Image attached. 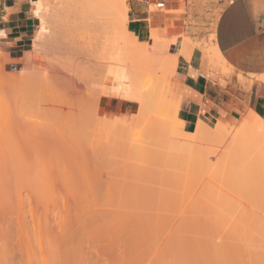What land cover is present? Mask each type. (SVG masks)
<instances>
[{
	"label": "rangeland",
	"instance_id": "1",
	"mask_svg": "<svg viewBox=\"0 0 264 264\" xmlns=\"http://www.w3.org/2000/svg\"><path fill=\"white\" fill-rule=\"evenodd\" d=\"M128 1L129 0H126L125 2L126 6H128ZM34 2L32 5L33 7L32 13L37 19L39 17L43 18L44 23H45V31L42 33L40 41L38 42L32 41L31 47H30L31 52L25 56L23 60L24 67L21 72L16 73V74L4 73L3 63H1L0 61V101L2 104H7L11 111H14V109L18 108V110H20L21 113L26 115V117L32 121V123L35 125V132H34L35 139L43 143L44 146H55V145H60V144H63L64 142H67V143L77 146L78 147L77 149H79L78 156L83 159L85 168L82 173L77 175L75 194L72 193L71 191V195L74 194V198L75 196L77 197L78 201L80 202V205L83 204L82 206L86 207L85 210L93 218H92L91 227L87 228L85 231L78 232L77 234L78 236H76L77 238H75V239H78L81 243H79L78 240L77 241L79 244L75 242V246L77 245L76 250H75L76 260L75 262L71 264H114L113 261L110 260L109 258V249H110L109 246H112V248L117 249V244H112L109 241V239L106 236L107 231L112 229L113 226L117 223L133 224L137 222L141 218V206L140 205L142 203L139 204V200L141 198L142 193L145 192L144 194H147L146 192H149L153 194L155 193L158 194V191H159L158 189H160V186L163 184L162 187L165 188L170 180L172 181H170L168 185L171 186L172 184V186H174V187L171 186L174 192L176 191V188H178L176 192L180 191L181 189L182 192H179V194L181 193L182 195L183 193H185L183 194L185 198L188 197L187 204L185 202L183 205L180 206V208L179 206H176L175 209H173L174 207L172 208L174 213H171L170 217L174 216L173 218H175L176 220H179L180 218L182 219V216L184 219H186L187 217H190V215H192L193 217L196 216V218L195 217L193 218V220L195 219V221L194 223H192V225H195V226L196 224L198 225L196 226L195 229H192V230L199 232L198 230L200 229V232H202L201 229L204 227L203 225H205L207 227V231L203 228V232L204 233L209 232V235L214 237L215 242L218 243L219 238H221L219 242H222L221 240L225 239V241L223 242L229 243L230 246H232L231 244H234L233 242H236L237 240L234 241L231 238L229 240V237L231 236L230 234H229L230 236L228 235V238L226 237L227 234L230 233L229 230L227 229L229 228L231 231V234L235 233L238 235H242V237L244 236L247 242H248V239L250 238V242H252L253 246L249 245V247L256 248L257 250L259 248V250L262 251L261 253L264 255L263 253L264 252V246H263L264 240H262L264 238L260 239L262 240L263 244L261 242H260L261 244L257 242L260 246H258V248L254 247V245L256 244V238L261 236L260 235L261 231L259 232L260 234L258 233L257 228L260 226H257L259 224L257 222L261 223L259 225H262V222L264 223V215H263L264 214V172H263L264 171V167H263L264 166V142L258 141L256 137H254L256 135L255 130L254 131L253 130L244 131L243 134L245 135L242 134V136H239V138L236 141L235 140L228 141L226 143H222V145L221 143H219V145L218 143H216V145H213L215 143L213 142L210 143V141L207 138H205L203 141H200L197 138L195 139L193 136L196 132V129L192 133L184 132L183 124L177 118V114L175 117L177 121L176 122L172 118V114L169 113V115L167 116L168 122L166 124L167 131H169V133L166 134V136L171 135L172 141L170 140L168 142L170 138V136H168L166 140H164L165 143L163 144L161 140H156L158 139V137H156L155 140L157 142L160 141L159 143H161L160 144L161 146L159 145L155 146V142H153L154 146L151 145V150L154 149L155 150L154 153L158 154V156L160 157L158 158L156 156L155 158V154L152 153L154 155L153 157L155 158V160L152 161L153 160V158L151 159L152 156L150 157L149 155H146V157L150 158L151 160L147 158L146 159L147 162L146 161L145 162L148 163V160H150L151 161L150 164H152V166L151 165L148 166V164L146 165L142 161H140L141 163L139 161L137 162V164L141 165V167L142 165L143 167L145 166L150 167L149 168L151 169L150 172H153V170H155L157 174L154 171L153 173H155L156 175L151 173V177L148 178L145 175L147 177L146 178L142 175L144 171L140 170L143 168L140 167L139 169V167L135 165V167L136 166L138 167L137 169L139 170V173L142 171L141 175L144 177V179H146V180L143 179L144 183L146 181V184L145 185L143 184V185L146 187L149 186L147 187V189L149 188L147 190L146 187H142L143 177L138 176L137 174V177H138L137 178L136 174L132 173L133 169H132V172L131 170L129 171V169L128 170L125 169V166L122 163V159L119 155V152L115 150L113 147L114 143H115L114 145H116V141L119 142L121 141V139H123L121 138L122 137L121 135L123 133V131L121 130V127H119L116 121L115 123L113 121L114 124H112V121L109 120L110 117L106 116L108 113H106L105 119L104 117H102L101 113L104 110H108V108L110 109V107L115 106L114 99H115V93L117 92L116 91L117 89L114 88V84L116 81L124 78L123 74L125 73L123 72H125L126 69L128 68L127 64L128 65L130 64L128 62H131V60L138 61V62L140 61L142 62L146 60V56L144 54L145 52L144 53L141 52L142 53V54L140 53L141 55L137 54L136 56H134L129 52L130 50L128 49L131 47H134V48L140 47L139 49L141 51H146L145 49L147 48V46L149 48V44H144V43L147 42L148 39L146 38H137V40L128 39V36L126 35V31H124L127 29V22L124 21L127 18V16L125 18V15L122 14V12L119 9H114L115 12H111L109 9H107L105 0H36ZM161 10L163 11L164 8H157L153 6L150 7V11H161ZM39 25H40V22L38 20L37 28L35 29V33L33 34L32 40H34V37L37 31L39 30ZM69 30L72 31L71 33L75 36V38L77 37L76 39H79V40H81V38L82 40L84 39L83 41L85 42H83L82 40L81 42H83V44L85 45L87 44L86 47L89 45V48H91L96 54H98L95 59L86 58L85 61L81 60L80 62H76L75 67L77 69L78 74L81 75L83 72L82 70L84 71L86 70L87 75L83 74L86 80V79H89V75H88L89 72L93 70L95 67H99V68H102V70L103 68L104 70H107L108 72L107 71L105 72H107V77H109V78L105 77L106 73H102L103 75L105 74L104 76L101 75V77L103 78L105 77L104 81H103V78H101L99 80L101 83L99 81L97 82L99 84L97 87V89L99 90V93L96 95V97H95V94L92 96L94 98L93 102H95V104L90 110L91 112H93L92 114L94 116H91L90 118V117H87L88 116L87 115L86 117L88 119H86L85 117V120L83 119V122H81L78 125V127L77 128L75 127L74 129H72L74 125L70 124L71 127L69 126L66 127L65 125H62L61 120L56 115H54L53 112L52 114L50 112H47V110L45 109L44 99H43L44 89L42 87V79H41L42 64L48 63L47 60L49 59L47 58V56L52 58L51 50H53V47L57 44V42L61 39V37L63 35H66L64 31H67V33H69L70 32ZM73 30L76 32H74ZM58 33H60V36H57ZM75 33H77V35ZM154 33L157 34L156 36L157 38L154 41L155 46H156L155 49L157 48L159 49H157L158 51L155 50L158 53L154 51L153 56H155V58L166 59V60L175 58L174 56L176 55H171V54L173 53L172 46L176 45L177 39L173 38L171 40H166L163 32L158 33L155 31H151V34H154ZM180 37H182V35H180ZM163 38L165 42L163 41ZM110 39L111 41H109ZM56 40L57 42L55 43ZM138 40L140 41V44L142 45L139 44ZM162 41H163V44L161 43ZM53 42L55 43V45L53 44L52 46ZM134 48H131V49L133 50ZM96 49H99V50L97 51ZM131 52L135 53L136 51H131ZM0 54L3 55L1 51H0ZM120 56L122 59L120 58ZM31 57L32 59H30ZM57 58L59 57L57 56ZM59 59L61 61L63 60L61 58ZM120 59H121V62L119 61ZM118 61L119 63L116 64V62ZM162 63L161 64L159 63L160 66L159 65L153 66L154 70L152 71L155 73L159 70L160 67H163V68H160V71L163 70L164 72H162V75H161V72H158L157 76L160 75V79H161L160 81H162L165 85V86H162L161 88L164 90L163 91L164 95L166 94L165 95L166 96L165 97V100H166L165 107H168V106H172V104H174L175 102H178V95H177L176 87L172 81L173 75H174V69L172 67L171 68L166 67L165 63H164L165 65L163 64L164 65L163 66ZM169 63L172 64V62L170 61ZM124 64H125L126 69L122 71V68L124 67L122 65ZM164 73L166 76L163 75ZM72 74L74 75V77L78 75L76 72H73V71H72ZM107 79L109 80V82L107 81ZM112 79L114 80V82H112ZM101 80L103 81L104 84H102ZM243 82H245L246 84L249 83L245 80ZM105 83H106V87H105L106 91L104 90L100 91V84H102L101 87H103L104 89ZM111 83L112 84L114 83V84L112 85ZM110 85H112L114 89H111L112 87ZM17 99H19V103L16 101ZM15 102H17V105ZM14 106H17V107L14 108ZM116 107L118 108V106ZM119 108L124 109V106H119ZM115 109L111 108L112 111L113 110L115 111ZM109 114L111 115V118H112L111 120H113L114 117H112V115L114 114V112L113 114L112 113H109ZM251 116L259 117L254 112H250L242 120H241L242 118L241 117L239 120L232 123L231 125L226 124L224 127L227 130H231L232 126L234 127V125L238 124L239 127L243 126L246 120L250 118ZM174 127L176 128V131L168 130V128L173 129ZM135 131L136 129L130 130L129 134L131 135V133H136ZM170 131H171V134H170ZM210 134H212V132ZM134 135L136 136V134ZM226 135L228 136L230 134L228 133ZM194 140L195 142H198V141L199 142L197 144L192 143ZM207 140L209 142H207ZM181 141L183 143H186V142L188 144L191 143L190 144L191 146H189L188 144L187 145L182 144ZM171 142H173V144H171ZM178 142H180V144H178ZM203 142H206V143L203 144ZM169 143L170 145H168ZM208 143L209 145H206ZM181 144L183 146L185 145L186 147L185 146L183 147ZM192 144H194V147ZM178 150L180 151L179 154H177ZM46 153L47 152L45 150L41 151L42 155H46ZM216 156L219 158V160ZM228 157L230 159H228ZM155 162L158 163V164H155L156 166L154 165ZM189 162L192 163V165ZM210 163H212V165ZM41 167H44L45 169L46 166L44 165ZM166 167L169 169H167ZM46 168H50V167L48 166ZM149 169L147 171H149ZM45 170L43 173H46ZM47 170L46 171L49 172V169ZM184 170L186 171V174ZM235 170L236 172H232ZM241 170H243L242 173H241ZM188 171H190L191 173H189ZM0 172L3 173V174L0 173L1 175H4L6 173L5 171L4 172L0 171ZM211 172H214V173H211ZM261 172H262V175H261ZM163 173H164L165 180L167 181L166 182L164 180V182L167 184H164L163 180L161 179V177L163 176ZM215 173H217V175ZM214 174L215 176L213 177L214 179L213 180L212 176ZM168 175L169 177L172 176L171 178H169V180H168ZM259 175L261 176V178L259 177ZM134 176L136 177L134 179L138 181L136 184L138 185L140 189V190L138 189V191L136 190L137 186L134 185L136 181L132 179V177ZM240 176H242V178ZM46 177L47 175L40 177L42 187L37 197L38 205L34 210V216H33L34 218L30 220L31 223L29 219H27L25 222L27 226L22 225L24 223L18 224V226L22 225L23 227L21 228V231H18L19 229L18 226H16L18 229L17 230L15 229V226H14L15 223H14L13 224L14 227L12 226L13 229L11 228V231L9 230L8 233L4 235L3 234L0 235V237L3 236V238H6V236H9V239L7 241H5L7 238L4 239L3 241L1 238V241H0V264H53L52 261L54 258L53 256L54 252H51L52 250L51 245L55 241L56 234L50 235L48 233V229L46 226V219L53 218V216L55 215L59 216L61 214V211L63 210V203L69 197L70 199H73V198H71V195H69L70 192H65L69 196L67 197V199H65V197H63L65 193L64 195H61L60 192L57 193L53 191V188L51 187V185L47 184ZM215 177H217V179H215ZM155 178H156V181L152 180ZM184 178L190 179V180H187V179L186 180L187 182L189 181L190 183L192 182L191 184L193 186L189 183L190 184L189 187H186L188 186L187 182H186L187 185L184 184L183 186V183L186 181L184 180ZM44 179H46L45 180L46 182L43 181ZM159 179L160 181H158ZM182 179L184 180V182ZM228 179L230 180L227 181ZM150 180L153 181V184L148 183L150 182ZM139 181H142V182H139ZM173 181H175V183ZM223 181H225L224 184H221V182L223 183ZM231 181L232 182L235 181V184L233 185ZM257 181L260 183H258ZM160 182H161V185H160ZM147 183L149 185H147ZM156 183L159 184L160 186L159 185L157 186ZM225 183L226 184L228 183L226 187H225ZM209 184L210 185L213 184L211 185L212 187ZM139 185H141L142 188H140ZM151 188L154 191L152 190L150 191ZM188 188H191V189L189 190ZM165 189L169 191H173L170 187L165 188ZM240 189L243 192H241ZM191 191L194 193L193 195L192 193H190ZM161 192H163L162 189H161ZM240 192L243 194L242 196L240 195L241 194ZM137 194L139 195L138 197L136 196ZM174 194L172 196H174ZM177 194L176 196H180L179 194L178 195ZM186 194H187V197H186ZM252 194L254 195V197ZM176 196L172 197V201H173V198H176ZM250 196L252 197L250 198ZM242 197H244L245 199ZM135 198H137L136 199L137 201L135 200ZM190 200H193V201H190ZM245 203H249V204H245ZM225 205L226 207L224 208ZM249 208L251 210H249ZM180 209H183L182 212ZM223 210H224V213H223ZM240 210H243V212H240ZM220 211L223 213L224 216L221 215L222 213ZM235 212H237L236 213L237 215L234 214ZM226 213L230 214L229 217L231 218H229L228 214ZM159 214L160 216H162L163 211L162 210H157L153 212L147 211L143 217H144V220L146 221H155L156 219L158 220V218L160 217ZM204 220L205 222H203ZM210 222H212L213 224ZM236 222H239L237 224L241 223L242 226L241 224L236 225ZM250 222H253V223L256 222L257 224L256 232L252 231V228L254 229V227L256 226ZM27 223L28 224L30 223V224L28 225ZM208 223H210L211 224L210 226L212 227H210ZM217 223L218 225H221L222 227L220 228L217 225ZM243 223H245L246 226ZM249 223L252 225V228L251 226L248 225ZM214 224L215 226H213ZM223 224H224V227H223ZM192 225L190 228L195 227V226L192 227ZM216 225L219 229L216 227ZM200 226L202 227L200 228ZM243 226H244V229H241L240 227L243 228ZM262 229H263L262 231V235H263L264 228ZM13 231L15 232V234L13 233ZM211 231H214L213 235H215V233L216 235L213 236L210 233ZM225 231L226 232L228 231V233H225ZM157 236H159V234ZM148 237H150L149 239H147L148 241L145 240V243L144 242L142 243H144L147 246H150L151 248L153 246V253L155 252V254L152 253L153 255L151 254V255L145 256L143 258L144 262L142 263L139 262V263L140 264H153L154 262H152L151 260L152 258V259H155L153 261L157 262L156 264H162V263L165 264L166 258L165 260H163L161 258H164V257L160 256V254L163 252L161 251V249L163 248L164 243H165L164 239H163L164 241L163 242V241H160L162 239L160 238V236L158 238L153 237V236H148ZM236 238L240 240V237L238 238L236 236L235 239ZM141 239L144 241L143 238ZM226 239L228 240V242H226L227 241ZM231 240L232 242H230ZM138 241H140V239H138ZM141 241L139 243H141ZM241 242H243V244ZM238 243L241 244L238 248L235 247L236 244H234V246L231 247L233 249H236L235 251H238L234 253H236L237 255H239L240 253L244 251L247 253L249 248L248 250L247 248L246 249L244 248L246 247L245 246L246 243L244 242V239L243 241H240ZM239 244H237V246ZM158 247H162L159 250L161 251V253L159 252V256L156 253V250L158 252V249H159ZM251 250L249 252H252ZM259 250L254 252L258 254V258L260 257ZM231 252H232V249H231ZM155 255H157L159 258L157 259V256ZM242 255H244V257L246 256V254H243V253ZM242 255L241 257H243ZM263 258H260L262 262L264 261Z\"/></svg>",
	"mask_w": 264,
	"mask_h": 264
},
{
	"label": "bare ground",
	"instance_id": "2",
	"mask_svg": "<svg viewBox=\"0 0 264 264\" xmlns=\"http://www.w3.org/2000/svg\"><path fill=\"white\" fill-rule=\"evenodd\" d=\"M125 2H126V0H105V3L107 5V9H109L111 12H115L114 9H119L122 12V14L125 15V18H126V12H127L128 7L125 5ZM34 3H36V2H34ZM38 3H39V1H38ZM48 3H49V1H48ZM38 20L40 22V25H39V30L37 31V33L34 37V40H33L34 42L40 41L42 33L45 31V23H44L43 18L39 17ZM124 21L127 22V18ZM129 21H131V20H129ZM62 31H61V33H62ZM124 31H126V35L128 36V39H131V40H137V37L140 36L139 35L140 31L138 29H130V28L128 29L127 28ZM64 32L66 33V35L62 34L63 36L61 37V39L58 42H57V40L55 41V43L57 42L56 45L54 42L52 43V46H53V44L55 45L53 47V50H51L52 55L50 54L52 58L47 56V58L50 61L46 59L48 61V63L42 64L41 79H42V87L44 89L43 90V92H44V98L43 99H44V107L47 110V112H50V113L53 112L54 115H56L61 120L62 125H65L66 127H68V126L71 127V125H74V127L72 126L73 127L72 129H74L75 127L77 128L81 122H83V119L85 120V117L87 115H88L87 117H90V118H91V116H94L92 114L93 112L90 111L95 104V102H93L94 98L92 96L95 94V97H96V95L99 93V90L97 89L99 84L97 82L101 78H103V77H101V75H103L102 73H106L105 77H107L108 71L104 70V68L102 70V68L95 67L93 70H91L89 72V74H88L89 79H86V80H85L84 75H83V74L87 75L86 70L85 71L82 70L83 71L82 74L79 75L77 72V69L75 67L76 62H80L81 60L85 61L86 58L95 59L98 54H96L91 48H89V45L87 46L89 48L88 49L86 47L87 44L86 45L83 44V42H85V41H83L84 39L82 40V38H81V40L83 42H81V40H79V39H76L77 37L75 38V36L71 33L72 31H70L69 33H67V31H64ZM74 32H76V31H74ZM75 34L77 35V33H75ZM52 35H53V33H52ZM57 36H60V33H58ZM156 36H157L156 33L150 34L149 41H147L145 43L142 42L144 44H149V48L147 46L148 49L147 48L145 49L146 51H141L139 49L140 47L139 48L131 47V48H134L133 50L131 48L128 49V50H130L129 52L134 56H136L137 54H140L141 52H143V53L145 52L144 54L146 56V60L142 61V62L131 60V62H128L130 64L129 65L127 64V66H128L127 69L125 67V64L122 65L125 67V68L123 67L124 69L122 68V71L126 69L127 72L126 71L123 72V73H125V74H123V77H124L123 79L116 81L115 84L113 83L114 88L117 89L116 90L117 92L115 93V99H114L115 106L110 107V109L108 108V110L103 111L104 113L103 112L101 113V115H102V117H104V119L106 118L105 117L106 113H108L106 116L110 117V119H109V117H108V119L110 121H112V124H114L116 121L117 124L119 125V127H121V130L124 133V134L122 133V135H121L122 136L121 138H123V139H121V141H119V142L116 141V145H114L115 144L114 143L113 147L115 150H117L119 152V155L122 159V163L124 164L125 169H127V170L129 169V171L131 170V172L133 169L132 173L136 174V177L138 174V176H141V177L147 176L149 178V177H151V173L152 174L156 173L155 170H153V172L155 171V173L150 172L151 169H149L150 167H148V166L149 165L152 166V164H150L151 163L150 160L152 158H153L152 161H154L156 156L158 158L160 156H158V154L154 153L155 150L153 148H152L153 150H151V145L154 146L153 142H155V146L156 145L161 146L160 145L161 143H159L160 141L157 142L156 140H161V142L164 144L165 143L164 140H166V138L168 136H170L168 142L170 140L172 141L171 135L166 136V134L169 133V131H167V125H166L168 122L167 116L169 115V113H171L172 118L174 119V121H176L175 117H176L177 110H178V102H175L174 104H172V106L165 107V101H166L165 95L166 94L164 95V92H163L164 90L161 88L162 86H165V85L162 81H160L161 80L160 75L157 76L158 72H161V75H162V72H164V71L163 70L160 71V68H163V67H160L159 70L158 71L156 70L157 72H155V73L152 71V70H154L153 66H155V65L157 66V65H159V63L161 64L162 62H164L166 64L165 65L164 63H162V65L164 64L166 67H170V68L172 67L173 69H175L177 56H174L175 58H171V59L169 58L170 60L155 58V56H153L154 51L159 49V48L155 49L156 46H155L154 41L157 38ZM107 37H109V36H107ZM109 41H111V39ZM163 41L165 42L164 38H163ZM163 41L161 42L162 44H163ZM188 41L189 40H187V42ZM139 44H140V41H139ZM153 44H154V46H153ZM189 44H190V41H189ZM132 45H134V44H132ZM140 45H142V44H140ZM191 45H192V43H191ZM96 50L98 51L99 49H96ZM107 50H108V48H107ZM131 51H136V52L134 53ZM149 51H150V53H149ZM157 51H155V52H157ZM57 56L63 60L61 61L59 58H57ZM139 57H141V56H139ZM120 58H121V56H120ZM5 59L6 58L0 54L1 63L6 62ZM30 59H32V57ZM121 59L119 60L120 62H121ZM117 60H118V58H117ZM119 61L116 62V64H118ZM169 61L172 62V64H170ZM72 71L76 72L78 75L76 77H74V75L72 74ZM102 71H104V72H102ZM105 71H107V72H105ZM163 75L166 76L165 73ZM105 77L103 78V81H104ZM107 78H109V77H107ZM103 81H102V84H104ZM107 81L109 82L108 79H107ZM110 82H111V80H110ZM112 82H114L113 79H112ZM102 84H100V91L101 90L106 91V88H105L106 83H105L104 89H103V87H101ZM112 85H110L112 87L111 89H114ZM16 101L19 103V99H17ZM17 102H15L16 105H17ZM116 106H118V108ZM119 106H124V109H122V108L120 109ZM16 107L17 106H14V108H16ZM115 107H116V109H115ZM111 108L115 109V111L114 110L112 111ZM113 112L115 115L113 114ZM109 113H112L114 115V116L112 115V117H114L115 120L114 119L111 120L112 118H111V115ZM103 114H104V116H103ZM87 117H86V119H88ZM113 121H114V123H113ZM116 127H117V125H116ZM133 129H136V131H135L136 133H131V135H130L129 131L133 130ZM168 130L176 131V128L175 127L173 129L168 128ZM247 130H253V131L255 130L256 135L254 137H256V139L258 141L264 142V121L261 119V117H255V116H251L250 118H248L243 126L239 127L238 124L234 125V127L232 126L231 130H227L221 124H217L215 126V128L212 129V128L207 127L205 124L199 122L196 126V132H195L194 136L193 135L192 136L195 139L197 138L200 141H203L205 138H207L210 141V143H212V142L215 143L213 145H216V143H218V145H219V143H221V145H222V143H226L228 141H233V140L236 141L239 138V136H242L243 132L247 131ZM171 131H170V134H171ZM34 132H35V125L32 123V121L30 119H28L26 117V115L21 113V111L18 110V108L14 109V111H11L7 104H2L0 101V171L6 172L4 175H1L3 173L0 172L1 173L0 174V235L1 234L4 235V234L8 233L9 230L11 231V228L13 229L14 226H15L16 230L19 228L20 230L18 229V231H21V228H23L22 225H24V226L26 225L25 224L26 220L29 219V221H30V220H32V218H34L33 217L34 216V210L38 205V201H37L38 198L37 197H38L39 191L41 190V187H42V183L40 181L41 176L47 175V177H46L47 180L44 179L43 181L44 182L47 181V184L51 185V187L53 188V191H55L57 193L60 192L61 195H64L65 192H70V194L69 193L68 194L71 195V191H72V193L75 194L77 175L82 173L84 168H85V164H84L83 159L78 156L79 149H77L78 148L77 146L72 145V144L67 143V142H64L63 144L55 145V146H44L43 143H41L35 139ZM211 132H212V134H210ZM228 133L230 135L227 136L226 134H228ZM249 133H250V131H249ZM134 134H136V136ZM243 135H245V134H243ZM156 137H158V139L155 140ZM208 140H207V142H209ZM235 141H234V143H235ZM198 142H195V140H194L192 143L197 144ZM205 143L206 142H203V144H205ZM171 144H173V142H171ZM178 144H180V142H178ZM182 144L187 145L188 143L182 142ZM190 144H188V145L191 146ZM168 145H170V143ZM192 145L194 147V144H192ZM206 145H209V143ZM196 147H197V145H196ZM192 149H194V148H192ZM42 150H45L47 152L46 155L41 154ZM179 152L180 151L178 150L177 154H179ZM152 153L155 154V158L153 157L154 155ZM146 155H149L150 157L152 156L151 159L146 157ZM226 156H224V157H226ZM229 157H231V156H229ZM229 157H228V159H230ZM147 158L150 159V160H148V163H146ZM220 159H222V158H220ZM218 160H219V158H218ZM138 161L139 162L142 161L144 164H146V165L148 164V166L146 167L144 165L145 167H143V165H142V167H141V165L137 164ZM89 162H88V164H89ZM224 162H226V161H224ZM155 164H158V163L155 162L154 165ZM190 164L192 165V163H190ZM210 164L212 165V163H210ZM44 165L46 167H48V166L50 167V168L45 167L46 170L49 169V172H47L48 170L46 171L44 169V167H41ZM135 165H137L139 167V169H140V167L143 168L140 170L144 171V173L142 174L141 173L142 171L139 173V170L137 169L138 167L137 166L135 167ZM193 165H194V163H193ZM232 166H234V165H232ZM180 168H182V167H180ZM148 169H149V171H147ZM167 169H169V168H167ZM218 169H220V168H218ZM44 170L46 173H43ZM135 170H136V172H135ZM137 170H138V172H137ZM232 170H234V169H232ZM41 171L44 175L41 173ZM146 171L148 172V174ZM242 171L243 170H241V173H242ZM184 172L186 174L185 170H184ZM188 172L191 173L190 171H188ZM232 172H236V170L232 171ZM211 173H214V172H211ZM230 173H231V171H230ZM215 174L217 175V173H215ZM215 174L212 176V179L215 176ZM169 175H168V180H169V178L172 177V176L169 177ZM261 175H262V172H261ZM233 176H235V175H233ZM136 177L134 176V177H132V179H134ZM144 177L142 178V180L144 179ZM162 177H161V179L163 180V183L167 184L164 182V180H165L164 173H163ZM188 177H190V176H188ZM240 177L242 178V176H240ZM259 177L261 178L260 175H259ZM230 178H232V177H230ZM186 179L184 178V180H186ZM215 179H217V177H215ZM218 179H219V177H218ZM237 179H239V178H237ZM257 179H259V178H257ZM134 180L136 182L135 183L133 182V183L135 186H137L136 190L138 191L139 187H138V185H136L138 181L136 179H134ZM144 180H146V179H144ZM144 180H143L142 185L146 184V181L144 183ZM152 180L156 181V178L152 179ZM152 180H150V182H148V183L153 184ZM162 180H161V182H162ZM184 180H183V182H184ZM187 180H190V179H187ZM187 180L183 183V186H184V184L187 185V183H188V186H186V187H189V185L192 182L191 183H190V181L187 182ZM229 180L230 179H228L227 181H229ZM147 181H149V180H147ZM151 181H152V183H151ZM158 181H160V179ZM170 181H172V180H170ZM170 181H169V183H170ZM220 181H218V182H220ZM225 181H223V183L221 182V184H224ZM246 181H247V179H246ZM139 182H142V181H139ZM161 182H160V185H161ZM173 182L175 183V181H173ZM240 182H241V180H240ZM148 183H147V185H149ZM232 183L234 185L235 181ZM258 183H260V182H258ZM229 184H231V183H229ZM144 185L142 187H146ZM158 185L159 184H157V186ZM167 185H166V187L164 185V187L165 188L170 187L171 189H172V187H174V186H172V184H171L172 187L170 185H168V186ZM211 185H213V184H211ZM227 185H228V183L227 184L225 183V187ZM244 185H246V184H244ZM139 186H140V188H142L141 185H139ZM162 186H163V184L160 186V189H158L159 190L158 194H156V193L153 194V193H149V192H146L147 194H144L145 192H143L142 195L143 194L144 195L143 196L141 195L140 200L138 198L139 204L140 203H142V204L140 205L141 206V218L137 222H135L133 224L117 223L113 226L112 229L107 231L106 236L109 239V241L112 244H117V249H114V248H112V246H109L111 249V251L109 249V258H110V260L113 261L114 264H140V263L144 262L143 258L145 256L151 255L153 253V246L151 248L150 246H147L144 244L145 240L150 238L148 236H153L156 238H158L160 236V238H162L161 240L159 238L160 241H163V239H164L165 243H164L163 248L158 247L159 248L158 252L156 249L155 250H156V253L158 254V256H159V252L161 253V251H163L160 254V256L164 257V258H161L163 260H165V258H166V263L163 261L165 264H262V263H264V261L262 262V260H260V258H263L264 255L261 253L262 251L259 250L258 246H260V245L257 243V242H259V243L261 242L263 244V242H262V240H264V239H262V238H264V232L262 235V231H263L262 228H264L263 222H262L263 227H262V225H259V224H261L260 222H257V223H259L258 225L256 224V222H254V223L250 222V223H253L255 226L256 225L260 226L258 228L256 226V227H254V229L252 228V225L250 223L248 224L249 226H251L252 231L256 232L257 229H258V233L261 231L260 232L261 234L259 233L261 236L258 235L260 238L257 237L258 240L256 238V244L255 245H257V246L254 245V247H257L258 250L260 251L259 252L260 253L259 258H258V254L254 253L258 250L256 248L249 247V245L253 246L252 242H250V238L248 239V242L250 243L249 244L247 242V240H245L244 236L242 237V235H238L235 233H232V234H234V235H232L230 229L227 228L230 233H228V231L227 232L225 231V233H228L226 237L228 238L229 234L231 236H233V237H231L229 235L230 236L229 240L231 238L234 241L237 240L238 242H240V241H243V239H244V242L246 243V244L245 243L244 244L246 247H244V246L243 247L245 249L247 248V250L249 248L247 253L245 251H244L245 253L242 252L243 254H246L245 257H244V255H242V253H240L239 254L240 256H239L236 253H234V252H238V251H235L236 249L231 248L232 246H234V244H236L235 247H237V248L241 245L237 241H236L237 243L233 242L234 244H231L232 246H230L229 243L223 242V241H225V239L221 240L222 242H219L221 239V238H219L218 243H217V242H215L214 237L209 235V232L208 233L206 232L207 227L205 225H203L204 226L203 228L206 230V231L204 230L206 233L203 232V228L201 229L202 232H200V229L198 230L199 232L192 230V229H195L196 226L198 225V224H196V226L192 225V223H194V221H195V219L193 220V218L194 217L196 218V216L193 217L192 215H190V217H187L186 219H184L182 216V219L180 218L179 220H176L175 218H173L174 216L170 217L171 213H174L173 209H175L176 206H179V208H180V206L183 205L185 202L187 204V198L188 197L186 194L187 198H185V196L183 195L185 193H183L182 195H181V193L179 194V192H182L181 189H180V191L176 192L178 189V188H176V191L174 192L173 189H172L173 191H169V190L163 188ZM147 187H149V186H147ZM147 187H146V189H147ZM177 187H179V186H177ZM194 187H195V185H194ZM242 187H244V186H242ZM191 188H188V189L190 190ZM146 189H145V191H146ZM161 189L163 192H161ZM163 189L166 191H164ZM241 189H240V191H241ZM151 190H152V188L150 189V191ZM152 191H154V190H152ZM170 192H172L173 194L178 193L180 196H176V194H174V196H176V198H173V201H172V197H174V196H172L173 194ZM241 192H243V191H241ZM190 193H192V195L194 194L192 191ZM74 194L71 195V198H73V199H70V197L65 193V195L63 197H65V199H67V197H69L68 198L69 200L67 199L63 203V210L61 211V214L59 216L55 215V216H53V218H47L46 219V226L48 229V233L50 235L56 234L55 241L51 245V249H52L51 252H54V255H53L54 258L52 261L53 264H71V263L75 262V260H76L75 250L77 247V245L75 246V242H77V244L81 243L78 239H75V238H77L76 236H78L77 235L78 232L85 231L87 228L91 227L93 217L87 213V211L85 210L86 207L82 206L83 204L80 205V202L78 201L77 197L75 196V198H74ZM237 194H238V192H237ZM240 195L242 196L243 194L241 193ZM136 196L138 197L139 195L137 194ZM191 196H189V197H191ZM244 197H242V198H244ZM251 197L252 196H250V198ZM253 197H254V195H253ZM193 198H195V197H193ZM193 198H191V199H193ZM136 199L137 198H135V200ZM244 199H242V200H244ZM246 200H245V202H246ZM190 201H193V200H190ZM245 204H249V203H245ZM225 207H226V205L224 206V208ZM231 207H230V209H231ZM166 208H167V210H166ZM228 208H229V206H228ZM221 209H222V207H221ZM255 209H256V207H255ZM157 210L163 211L162 216H160V214H159L160 217L158 218V220L157 219L156 220L153 219L155 221L144 220L143 216L145 215V213L147 211L153 212V211H157ZM180 210L182 212L183 209H180ZM249 210H251V209L249 208ZM169 212H170V214H169ZM191 212H193V211H191ZM240 212H243V210H240ZM258 212H259V210H258ZM178 213H180V212H178ZM223 213H224V210H223ZM223 213L221 215H223ZM236 213L237 212H235L234 214H236ZM182 214H184V213H182ZM226 214H228V213H226ZM229 215L230 214H228V217H229ZM188 216H189V214H188ZM229 218H231V217H229ZM253 220H255V219H253ZM33 222H34V220H33ZM203 222H205V220ZM21 223H24V224L20 225L21 227L18 226V224H21ZM30 223H31V221H30ZM210 223H212V222H210ZM210 223H208L209 226L211 225ZM237 223H239V222H236V225L241 224V223L240 224H237ZM13 224H14V226H13ZM206 224H207V222H206ZM243 224L245 225V223H243ZM191 225H192V227L193 226H195V227L190 228ZM199 225H201V224H199ZM217 225H218V223H217ZM217 225H216V227H217ZM16 226H18V228ZM31 226H33V225H31ZM213 226H215V224ZM218 226L220 228L222 227L221 225H218ZM241 226H242V224H241ZM201 227L202 226H200V228ZM210 227H212V226H210ZM223 227H224V224H223ZM240 228L244 229V226H243V228L242 227H240ZM259 228L262 230H260ZM213 232L214 231H211L210 233L213 235ZM13 233L15 234L14 231H13ZM17 234H19V233H17ZM158 234H159V236H157ZM215 235H216V233H215ZM215 235H213V236H215ZM10 236H11V234H10ZM218 236H219V234H218ZM236 236L238 238L240 237V240L237 238L235 239ZM209 237H211V238H209ZM1 238H2V241L7 238L5 240V241H7L9 239V236H6V238H3V236L0 237V241H1ZM141 238H143L144 241ZM156 238H154V239H156ZM241 238H243V239H241ZM138 239H140V241L142 240L141 243H139L140 241H138ZM151 239H152V237H151ZM260 239H262V240H260ZM74 240H76V241H74ZM77 240L79 241V243ZM232 240L230 242H232ZM142 242H144V243H142ZM226 242H228V240ZM241 243L243 244V242H241ZM237 244H239V245L237 246ZM161 245H163V244H161ZM247 245H248V247H247ZM263 246H264V244H263ZM243 247H241V248H243ZM252 248L255 250H253ZM160 249H161V251H159ZM231 249H232V252H231ZM250 250L252 252H249ZM241 251H243V250H241ZM153 254H155V252ZM241 255L243 257H241ZM155 256H157V255H155ZM158 256H157V259L159 258ZM151 260H152V262H154L153 264L157 263V262L153 261L155 259L151 258Z\"/></svg>",
	"mask_w": 264,
	"mask_h": 264
},
{
	"label": "crops",
	"instance_id": "3",
	"mask_svg": "<svg viewBox=\"0 0 264 264\" xmlns=\"http://www.w3.org/2000/svg\"><path fill=\"white\" fill-rule=\"evenodd\" d=\"M34 1L0 0L6 74L21 72L31 52ZM158 4L163 11H150ZM127 7V28L138 29L137 38L149 41L155 31L177 39L172 81L184 132L199 122L231 125L250 112L264 121V0H129Z\"/></svg>",
	"mask_w": 264,
	"mask_h": 264
},
{
	"label": "built area",
	"instance_id": "4",
	"mask_svg": "<svg viewBox=\"0 0 264 264\" xmlns=\"http://www.w3.org/2000/svg\"><path fill=\"white\" fill-rule=\"evenodd\" d=\"M157 7H159V8L162 7V4H158Z\"/></svg>",
	"mask_w": 264,
	"mask_h": 264
}]
</instances>
